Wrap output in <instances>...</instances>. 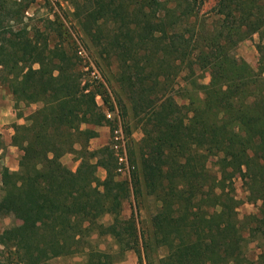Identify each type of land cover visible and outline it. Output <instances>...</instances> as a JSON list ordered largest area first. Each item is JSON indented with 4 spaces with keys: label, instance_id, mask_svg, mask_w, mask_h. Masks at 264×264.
Segmentation results:
<instances>
[{
    "label": "trees",
    "instance_id": "trees-1",
    "mask_svg": "<svg viewBox=\"0 0 264 264\" xmlns=\"http://www.w3.org/2000/svg\"><path fill=\"white\" fill-rule=\"evenodd\" d=\"M72 1L79 25L116 64L128 105L87 79L77 53L30 33L22 24L29 2L0 0V82L17 103L41 104L15 125L21 167L2 172L0 208L25 222L0 235L13 262L46 264L78 252L110 214L116 252L91 248L84 264H115L129 250L151 262L162 248L159 264H264V248L255 262L247 256L250 241H264V0H218L209 31L204 0ZM255 34L259 71L234 53ZM206 71L210 82H200ZM115 101L122 120L131 110L142 132L136 141L124 121L130 180L118 178L108 145L90 149L98 132L83 128L111 123L105 109L115 111ZM69 152L81 156L75 170L62 160ZM237 176L246 199L237 196ZM142 189L160 203L150 232L134 211L123 216L125 201ZM245 201L260 202L258 213L241 217Z\"/></svg>",
    "mask_w": 264,
    "mask_h": 264
},
{
    "label": "rangeland",
    "instance_id": "rangeland-1",
    "mask_svg": "<svg viewBox=\"0 0 264 264\" xmlns=\"http://www.w3.org/2000/svg\"><path fill=\"white\" fill-rule=\"evenodd\" d=\"M22 2H29V6L26 8V11L23 16V25H27L31 34H36L37 30L44 32V36L49 38L51 45L56 43H63L65 46L70 48L75 55H79V49L85 51L84 55H79L80 66H94L100 73L101 78L97 82L103 81L108 87L109 91L115 96H119L123 101V104H127L126 93L120 84L116 81L114 77V70L116 64L113 62L111 65L108 60H105L104 57L98 52V48L94 45L90 36L85 33L82 27L79 25L78 20L75 16V6L72 0H18ZM218 0H204L202 8L200 10V18L206 19L204 30L209 31L214 23L212 18H208V15H213V8L216 5ZM20 25V24H19ZM259 35L255 34L252 37L240 42L235 50V54L238 57L244 58L247 60L251 66L257 71L260 70V53L257 48V43L259 42ZM77 53V54H76ZM91 64V65H90ZM3 66V58L0 55V73ZM113 71V72H112ZM264 76V74H263ZM88 80H93L89 79ZM211 76L209 72H204V75L200 79V82L209 83ZM263 82V81H262ZM184 84V82H181ZM261 88H264V82L261 84ZM114 97V96H113ZM178 101L183 103L186 102V99L182 96H178ZM99 103H103V99H99ZM116 112L119 113L120 106L118 101H115ZM41 104H31L27 105L24 102H16L9 88L0 82V200L3 196V190L1 185L2 172L5 167H9L11 170H18L21 167L23 162V151L15 149V152L9 147L10 140L15 133V125L26 123V116L32 113L34 110L40 107ZM105 108V105H102ZM123 112V109H121ZM19 114H23L22 117H19ZM128 116H123L124 121L131 123V137L136 141L142 137L141 129L137 120L133 117L131 110H128ZM125 117V118H124ZM121 123L124 128V121L122 120L121 114L118 116L115 115L113 119H109L111 123H105L100 126H94L87 124L83 125V128H91L93 130H98L101 128L105 132V143L102 145H96L95 139L92 138L89 141V147L91 150L101 148L108 145L113 152L115 150L112 148L113 144V131L115 126ZM13 128V129H12ZM125 130V129H124ZM126 134V131H125ZM102 134L98 132L100 137ZM127 137V152L129 155V138ZM78 149L81 148V144L76 145ZM63 162L69 167H78L81 162L80 154L76 152H69L65 154L62 158ZM13 165H17V169L11 168ZM130 165V162H129ZM119 166V163H118ZM212 169L216 167L211 166ZM132 166H130V171L125 170L124 172L118 173V178L130 180ZM106 171V170H105ZM98 175L102 178L104 175V168H98ZM236 193L237 196L246 199L247 192L243 185V180L241 177H236L235 180ZM159 202L155 200L154 197L149 196L145 193V190L137 194V197L134 193L131 194L130 198L127 199L124 203L123 216L129 217L131 212L134 211L138 216V220L141 222L140 226L143 231L150 232L152 230L151 217L156 212ZM260 202L250 203L245 201L239 207L240 216L243 217L245 214L249 213H258ZM113 223V218L110 214L102 216L95 226V229L87 237V241L78 252L60 255L53 258H50L46 264H84L88 259V251L91 248L101 249L104 251L116 252L118 246L113 238L111 232V225ZM12 226H25L23 218L15 216L14 214H7L3 212L0 208V235L1 233ZM264 248V241L261 239H253L249 242L247 247V256L250 260L255 262L257 255ZM166 253L165 249H160L159 252L154 254V258L151 262H148L145 257H139L138 253L134 250H129L125 253L122 258H118L115 264H159L158 263V254ZM0 264H15L12 259L11 250L5 247L0 243Z\"/></svg>",
    "mask_w": 264,
    "mask_h": 264
},
{
    "label": "built area",
    "instance_id": "built-area-1",
    "mask_svg": "<svg viewBox=\"0 0 264 264\" xmlns=\"http://www.w3.org/2000/svg\"><path fill=\"white\" fill-rule=\"evenodd\" d=\"M78 53H79V55H81V54L84 55L85 51L83 49H79ZM83 67L85 69L84 71L88 72V77L90 79L98 80L101 78L99 71L94 66H83ZM99 99H102V97L100 95L97 96L98 103H99ZM100 105H104V102ZM105 112H106V116L108 119H113V117L115 115H117V116L119 115L118 112L109 111L107 109H105ZM113 132L114 133H113L112 148L115 150V155H116L117 161L119 163L117 170L119 172H124L125 170L130 171L129 156H128V152H127V137H126L123 125L121 123V119H120V123H118L115 126Z\"/></svg>",
    "mask_w": 264,
    "mask_h": 264
},
{
    "label": "crops",
    "instance_id": "crops-1",
    "mask_svg": "<svg viewBox=\"0 0 264 264\" xmlns=\"http://www.w3.org/2000/svg\"><path fill=\"white\" fill-rule=\"evenodd\" d=\"M13 129V128H12ZM97 132H101V136L100 137H94L95 139V143L96 145H103L105 143V132H103V130H101V128H98V130H96ZM9 147L12 149V151L15 152V149H18L15 145L12 144V140H10V143H9ZM17 165H13L11 168L13 169H17ZM71 169L75 170L77 167H70ZM106 171L104 169V175H105ZM105 176H102V178H104Z\"/></svg>",
    "mask_w": 264,
    "mask_h": 264
}]
</instances>
